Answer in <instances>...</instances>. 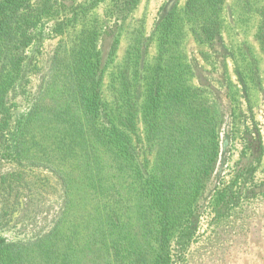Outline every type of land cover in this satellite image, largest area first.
Segmentation results:
<instances>
[{"label": "trees", "instance_id": "trees-1", "mask_svg": "<svg viewBox=\"0 0 264 264\" xmlns=\"http://www.w3.org/2000/svg\"><path fill=\"white\" fill-rule=\"evenodd\" d=\"M99 1L0 0V147L19 165L60 167L54 172L67 200L51 229L0 243V264H172L170 240L198 211L215 171L219 108L188 83L194 71L182 44L190 33L213 49L225 48L224 0H188L183 10L171 9L157 29L160 62L140 40L142 60L133 56L127 64L114 103L103 85L117 42L105 59L95 15ZM116 1L121 11L136 4ZM259 34L264 45V19ZM37 84L30 112L15 128L11 102ZM141 116L152 161L138 157ZM70 157L86 162L87 184L71 183L77 167L63 169ZM21 169L0 182L11 220L21 198L42 194L36 185L46 186L22 184ZM81 191L79 205L82 199L71 198Z\"/></svg>", "mask_w": 264, "mask_h": 264}, {"label": "rangeland", "instance_id": "rangeland-1", "mask_svg": "<svg viewBox=\"0 0 264 264\" xmlns=\"http://www.w3.org/2000/svg\"><path fill=\"white\" fill-rule=\"evenodd\" d=\"M77 1L80 4L94 0ZM135 1L130 11L115 8L116 0H100L95 10L100 32L105 35V59L112 43L117 42L103 85V94L112 103L116 102L119 77L127 64L133 56L135 61L142 60L144 51L138 43L143 41L148 45V55L160 62L157 29L171 9L183 10L188 2ZM263 19L264 0H224L220 22L225 48L213 49L198 42L190 33L182 44L194 71L193 76L188 72V83L204 89L212 104L217 105L216 111L219 108V155L198 211L170 240L172 264H264V45L259 34ZM31 91L11 102L15 128L25 122L40 84ZM144 98L142 95L141 100ZM138 128L139 160L152 161L154 156L147 150L150 145L146 141L147 129L142 116ZM10 153L6 146L0 147V182L4 176L9 178L7 176L22 168V184L27 180L30 183L43 181L46 186L36 185L42 194L33 191V196L28 194L27 198H21V211L15 213L12 220L0 198V243L35 238L51 229L67 208L66 193L56 174L60 172L58 165H53L59 167L56 170L36 166L34 161L19 165L8 160ZM64 161L63 169L72 171V166L77 167L71 174V183L87 184L86 162L71 157ZM27 164L31 165L30 171L23 168ZM72 187L74 189L75 185ZM85 190L89 192L86 185ZM83 198L81 191L73 193L71 200L82 199L76 201L80 205Z\"/></svg>", "mask_w": 264, "mask_h": 264}]
</instances>
